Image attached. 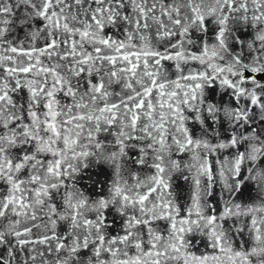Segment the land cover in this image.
Masks as SVG:
<instances>
[{"label": "snow or ice", "instance_id": "1", "mask_svg": "<svg viewBox=\"0 0 264 264\" xmlns=\"http://www.w3.org/2000/svg\"><path fill=\"white\" fill-rule=\"evenodd\" d=\"M16 10H21L16 17L20 25L31 29L26 39H43V46L26 49L22 42L14 46L8 39ZM210 26L212 43L206 41ZM248 28L256 32L251 41L241 38ZM106 29H122L124 39ZM194 32L200 34L198 40L191 38ZM152 40L165 42L163 50L154 48ZM196 44L199 54L187 50ZM0 49L14 54L0 55V183L5 186L0 220L16 217L6 228L0 223V245L8 249L0 264H13L16 253L29 245L21 264H34L37 256H44L31 254L36 244L56 254L53 264H148L145 258H152V264H189L182 253L191 243L184 234L193 232V226L219 252L192 256L194 264H264V205L232 203L249 184L264 192V83L257 80L264 75V0H0ZM17 57L26 60L17 62ZM163 61H175L177 72H182L181 63L190 61L205 70L168 80ZM121 81L123 94L113 100L109 86ZM214 81L231 90L232 106L206 102L205 89ZM22 90L28 94L23 103L13 98ZM60 94L69 102L61 103ZM221 116L228 135L216 144L194 138L187 126L189 120L198 122L206 135L211 125L219 137ZM111 128L116 129L117 150L106 152L97 137ZM173 145L177 152L193 154L198 176L207 180L205 195L211 196L213 183L220 182L219 215L203 214L199 191L185 210L186 218L178 222V209L170 201H149L158 189L169 187L162 164ZM126 149L137 151L132 161L136 165L147 163L149 151L155 153L156 175L149 183L137 179L128 185L114 179L106 194L92 200L75 186L90 156L119 176ZM222 150L235 151L215 162L214 175L208 154ZM179 167L176 161L169 164ZM195 184L199 189V178ZM57 193L59 207L52 202ZM155 199L161 200L160 195ZM109 211L125 218L122 235L106 237ZM238 216L249 217V222L225 230L222 222ZM161 218L172 222L170 238L149 228L145 251V241L134 229ZM60 221L68 222L64 234L56 231ZM34 228L47 234L32 239ZM245 232L250 248H233L232 239ZM127 247L136 255L129 257Z\"/></svg>", "mask_w": 264, "mask_h": 264}, {"label": "water", "instance_id": "2", "mask_svg": "<svg viewBox=\"0 0 264 264\" xmlns=\"http://www.w3.org/2000/svg\"><path fill=\"white\" fill-rule=\"evenodd\" d=\"M11 2V0H9ZM21 16V10H16V14L14 17H11L14 23L10 26L11 31L8 35V39L11 40L15 46L16 41H20L23 44L24 48H30L32 46L41 47L43 46V39L38 38L36 41H31L26 39V34L31 31L30 28L22 27L19 23V20L16 17ZM107 33L113 35L116 39H124L123 30L119 33L113 32L111 29L105 30ZM256 32L254 28H248L244 34L242 35V39L251 41ZM200 34L199 33H192L191 38L193 40H198ZM206 41L208 43L213 42V33L211 31V26L209 28L208 36L206 37ZM135 42V41H134ZM165 42H157L156 40H152V45L157 50H163ZM231 43V42H230ZM188 51L193 53L199 54L200 46L196 44L195 46L188 45L186 46ZM0 55H14L11 53H5L2 49H0ZM227 59V57H225ZM44 60L43 57H41ZM21 60H26V57H17V62ZM47 63V60H44ZM151 63V61H149ZM175 61H163V71L166 74V78L168 80H176L180 75H187L192 72H199L203 71L204 66L201 65L197 61H190L187 64L181 63L182 72H177L175 68ZM210 71V70H209ZM245 76H250L252 73L245 72ZM257 80L261 83H264V79ZM83 82V81H82ZM183 83V81H182ZM123 81L120 83H113L109 86V91L112 92L114 95L112 97L115 100V94H123L122 90ZM250 86V85H246ZM231 90L225 89L219 85L218 81H214V86L211 88L205 89V99L208 103H216L217 106L224 105V106H232L233 101L230 95ZM27 90H22L16 95H14V99L19 100L21 103L27 98ZM57 99L61 101V103H68L69 101L64 98L62 94L57 96ZM244 103V101H241ZM42 110V109H41ZM186 116H189V112H185ZM187 126L192 130L194 138H203L211 144H216L221 140H226L228 132L226 129L228 128L226 119L221 116L220 124L217 125L220 135L219 137L215 136L212 132V126H208V133L205 135L201 132V126L198 122H194L192 120L187 121ZM3 131V129H0ZM115 128H111L108 133H101L98 135L97 139L100 140L106 147V152L116 151L115 146ZM132 143H136L133 141ZM168 143L171 144V138H169ZM144 143H141L139 147H143ZM89 151H95L94 148H89ZM243 150V149H241ZM126 151H128L126 149ZM235 150H222L217 151L216 153H209L208 159L209 162L212 163L213 174L216 173V163L224 158H230L232 152ZM18 154V153H16ZM200 155L203 156L204 153L200 152ZM138 156L136 150L128 151V156L122 158L120 161V171L119 176L116 175L115 170L108 164H98L94 157H88L86 160L83 161V164L88 165L83 172L78 177V182L76 183V187L79 188L83 194L88 197L90 200L97 199L99 195L106 194L108 191L109 186L111 185L114 179H120L125 181L128 185H133L136 180L138 179L143 184H147L150 182V178L156 175V170L152 166L156 161L154 159L155 153L149 151L148 156L146 157L147 163L145 165H136L132 161L135 160ZM193 154L191 152H177L175 146L173 145L165 154L164 163L162 167L165 168L164 178L168 182L169 187L167 189L159 190L158 193H153L152 196L149 197V201L152 204L161 203L162 201H170L177 209L178 214L175 215V219L178 222L182 218H186L185 210L191 208L193 206L194 197L197 195V191H199L200 200L199 203L201 205L202 211L204 215H212L216 214L219 215L223 211V200H221L219 196V192L221 189V184L218 181L213 183L212 187V195L207 196L205 195V188L207 186V180L203 176H198L197 168L195 167L196 161L193 160ZM46 159H52L51 156H47ZM171 161H176L179 163L180 167L178 169L169 168V164ZM261 167H264V162L260 164ZM23 178H26L27 171L21 173ZM187 177V179H185ZM199 178L200 185L199 189L195 184V180ZM97 183H99L100 187H97ZM4 184L0 183V192L4 190ZM63 191V189L61 190ZM140 192H144L145 188L141 187L139 189ZM242 195H237L232 203H239L241 205L247 206H261L264 205V192H260V190L254 185L249 184L245 189L242 190ZM160 195L161 200L155 199L157 195ZM61 199L60 193H57L53 198L52 202L57 204L59 207V202ZM208 205H212V208H209ZM151 206V205H150ZM138 214L137 211H130L129 215H136ZM106 216L108 218V223L110 226L108 227L105 235L106 237L122 235V225L125 222V218L119 215H116L114 212L109 211L106 212ZM148 219V217H144ZM16 217L9 216L8 219L0 220V223L4 225L6 228L9 220H14ZM192 219H196V216L193 215ZM249 222V217H231L226 221H223V226L225 230L229 228V225H236V226H244ZM39 223V221H37ZM171 221L168 219H154L151 220L150 225L148 226H138L137 229L134 231H138L140 233L141 239L145 241L144 243V250L147 251L149 245L147 241L150 239V235L148 229L151 228L155 234L162 236L165 240L170 238V233L172 232L171 228ZM23 223L20 227H23ZM28 226H31V222L28 223ZM179 227V223H177ZM193 232H186L184 234L185 240L190 241L189 247L186 251L182 254L189 258V264H194L191 261V257H203V256H212V255H219V252L212 249L209 246V242L207 238L203 235V232L200 230H196L195 226H193ZM68 230V222L67 221H60L57 224L56 231L57 234H64ZM206 231V230H205ZM42 234H47L46 230L43 228L40 229H33V233L31 238L37 239ZM11 239V238H10ZM233 248L240 249L243 248L245 250L249 249L251 246L250 239L248 238L247 232L243 236H237L232 239ZM123 247V246H119ZM32 246L29 245L26 249L22 252L16 253V259L13 261V264H21V261L25 260L29 255V249ZM46 246L36 244L35 245V252H32V255H35L38 252H43L44 256H37L34 264H53L54 258L56 256L55 253H48L45 251ZM127 251L128 256L132 257L136 255V250L132 247H127L124 249ZM8 249L5 246L0 245V256L7 258ZM106 258V257H105ZM123 258V257H121ZM148 260V264H152V258H145ZM29 264H33V262H29ZM169 264H180V261H170ZM211 264V262H210ZM253 264H255V260H253Z\"/></svg>", "mask_w": 264, "mask_h": 264}, {"label": "rangeland", "instance_id": "3", "mask_svg": "<svg viewBox=\"0 0 264 264\" xmlns=\"http://www.w3.org/2000/svg\"><path fill=\"white\" fill-rule=\"evenodd\" d=\"M259 79H264V75H258L257 76Z\"/></svg>", "mask_w": 264, "mask_h": 264}]
</instances>
